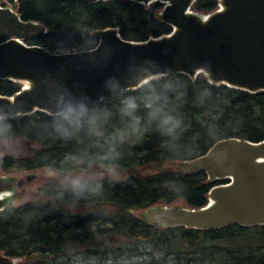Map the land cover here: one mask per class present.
Returning <instances> with one entry per match:
<instances>
[{"label":"trees","instance_id":"trees-1","mask_svg":"<svg viewBox=\"0 0 264 264\" xmlns=\"http://www.w3.org/2000/svg\"><path fill=\"white\" fill-rule=\"evenodd\" d=\"M218 3L196 0L191 11L207 15ZM162 7L130 0H20L15 10L23 22L45 29L24 43L57 53L91 50L97 45L92 33L107 28L132 42L168 35L171 27L158 19ZM21 87L0 80V96L12 97ZM129 104L136 107L127 114ZM153 108L162 110L160 117L150 116ZM164 115L179 126L168 132L171 126L161 125ZM65 117L72 120L71 133L63 126ZM229 138L264 140V93L214 86L202 75L162 77L55 117L36 112L1 120L0 141L20 140L31 151L0 156V170L6 175L48 169L60 179L42 184L35 200L0 212V255L19 260L16 264H74L91 256L115 264H264V226L161 228L133 214L177 203L204 208L211 188L228 180L209 182L202 172L189 176L163 168L202 156ZM95 168L152 171L117 180L86 176ZM77 178L85 185L82 191L72 185Z\"/></svg>","mask_w":264,"mask_h":264},{"label":"water","instance_id":"water-1","mask_svg":"<svg viewBox=\"0 0 264 264\" xmlns=\"http://www.w3.org/2000/svg\"><path fill=\"white\" fill-rule=\"evenodd\" d=\"M19 1L3 0L6 6H0V80L22 85L14 96H0V121L36 112L59 116L176 74L191 80L202 75L214 86L264 93V0H219L218 9L207 15L191 11L196 0H130L142 6L162 4L158 19L171 27L170 34L132 42L107 28L92 33L95 48L65 53L24 44L45 32L41 24L20 19L15 10ZM178 171L189 176L202 172L209 182L226 179L228 185L211 188L201 209H146L141 217L146 224L198 231L264 226V140H221L204 155L181 163ZM33 180L30 174L14 184L1 176L0 195H12L14 188ZM10 197L0 198V212ZM14 262L0 255V264Z\"/></svg>","mask_w":264,"mask_h":264},{"label":"rangeland","instance_id":"rangeland-1","mask_svg":"<svg viewBox=\"0 0 264 264\" xmlns=\"http://www.w3.org/2000/svg\"><path fill=\"white\" fill-rule=\"evenodd\" d=\"M0 2L3 3L4 6H6L3 2V0H0ZM45 32V29L43 30ZM31 39V38H30ZM25 44V43H24ZM29 45V44H26ZM58 52H68L65 49H59L57 50ZM22 86V85H21ZM72 120L69 117L64 118V128L71 133V131L74 130L73 125L71 124ZM73 128V129H72ZM31 151L30 145L23 143L20 140H12V141H0V156H5V155H15V156H23L28 154ZM77 166V165H76ZM179 163H167L165 164L163 170L166 171H174V170H179ZM79 171L81 170V167H78ZM78 171V172H79ZM152 171L151 168H143V169H135V170H129L126 172H120L115 169V175L111 174L108 169H100V168H95V169H90L87 170L85 173L86 176L89 175H94V177L104 175L106 177H109L111 179H124L127 176L130 175H145L148 174ZM77 172V173H78ZM34 174L35 175V180H33L31 183H27L24 187L17 189L14 188L12 192V196L10 197V201L8 203L7 207H17L20 206L27 201H32L36 199V190L44 183L50 182L54 179L59 178L60 176L57 175L54 172H51L48 169H41V170H36L31 173H11V174H4L0 170V177L1 176H6L10 178L13 183L15 184L18 180H24L27 175ZM173 206H180L184 207L182 203H177ZM145 211V210H144ZM144 211H134L133 214L141 219ZM19 260H15V264L19 263ZM170 264H175V261L169 262ZM74 264H115V262L110 259H102L100 260L97 256H91L88 261H85L82 257H78L74 260ZM121 264V263H119ZM153 264H160L159 262H154Z\"/></svg>","mask_w":264,"mask_h":264},{"label":"clouds","instance_id":"clouds-1","mask_svg":"<svg viewBox=\"0 0 264 264\" xmlns=\"http://www.w3.org/2000/svg\"><path fill=\"white\" fill-rule=\"evenodd\" d=\"M135 107L136 105L135 104H129L128 105V110L129 112L127 114H130L131 111H134L135 110ZM149 107H151V105H149ZM161 112L162 110L159 109V108H153L152 111L150 112V116L152 118H157V117H160L161 116ZM137 123H138V120H137ZM161 125L162 126H171V127H167V131L168 132H171L175 127H178L179 126V122L178 121H175V119L171 116H167V115H164L161 119ZM108 171L115 175V168H109ZM72 185L75 189L77 190H83L85 185L81 182L80 179H74L72 181Z\"/></svg>","mask_w":264,"mask_h":264},{"label":"bare ground","instance_id":"bare-ground-1","mask_svg":"<svg viewBox=\"0 0 264 264\" xmlns=\"http://www.w3.org/2000/svg\"><path fill=\"white\" fill-rule=\"evenodd\" d=\"M25 87H27V84L25 83V84H23ZM10 196H12L11 194H9V193H5V194H1L0 195V198H6V197H10Z\"/></svg>","mask_w":264,"mask_h":264},{"label":"flooded vegetation","instance_id":"flooded-vegetation-1","mask_svg":"<svg viewBox=\"0 0 264 264\" xmlns=\"http://www.w3.org/2000/svg\"><path fill=\"white\" fill-rule=\"evenodd\" d=\"M227 185H228V184H227ZM227 185L224 184V186H227Z\"/></svg>","mask_w":264,"mask_h":264}]
</instances>
